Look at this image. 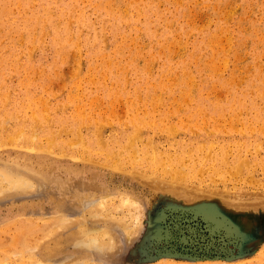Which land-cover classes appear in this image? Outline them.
<instances>
[{
	"label": "rangeland",
	"instance_id": "rangeland-1",
	"mask_svg": "<svg viewBox=\"0 0 264 264\" xmlns=\"http://www.w3.org/2000/svg\"><path fill=\"white\" fill-rule=\"evenodd\" d=\"M104 1L31 0V4L29 0L32 6L26 12L21 9V0L17 4L14 0H0V8H2L0 9V59L5 57L10 63L9 56L16 54L11 63L15 65V70L11 69V65L6 64L7 62L5 64L4 62L0 63L2 65L0 69L4 70L1 76L5 77L7 94L9 93L6 95V97L8 96L6 105L0 107V127L5 125L4 130L0 131L2 135L0 142H3V145L8 143L7 147H2L0 143V165L23 169L32 177V183L34 182L35 186H38L37 188L35 186L30 187L31 190L27 188L28 192L20 193L21 196L19 193H16V196L15 193H6L8 191L5 190V186H2L4 189L1 188L0 190V200H2L0 201V263L5 260V263L7 261L6 264H35L37 261L44 264L47 259V262L52 261L53 264H55L54 262L56 264H64L65 262L66 264H200L202 262L209 264H264V159H259L261 161L255 164L256 168H254L252 175L254 176L253 180H258L256 182H249V177L243 174L239 177L237 175L234 177L227 176L225 183H214L213 187L206 177L201 178L197 174L195 178L191 177L180 182L179 185L184 186L185 191H172L162 187V185L165 186L166 178L159 175L158 172L152 173V170L149 171V169L142 167L139 158L137 161V158L130 157L134 156V153L131 155L132 149L139 148L145 138L149 137L152 143H157L162 147H167L170 142L174 144L173 141L177 140H203L205 138L223 140L233 138L250 143L260 141L261 147H264V0H112L114 1L113 7H117L115 8L117 9L116 14L126 8L130 14L125 23L120 25L121 30L118 32H115L113 21L108 20L106 10L102 8ZM45 4L48 5L50 12L48 16L52 17V20H44V15L41 16L43 14L41 7ZM8 5L11 6L8 7ZM213 6L214 8H212ZM9 11L11 12L10 15L6 16L5 14ZM70 11L73 12L74 18L69 16ZM136 11L140 14H137ZM63 12H67L68 16L66 14L59 17V14ZM80 13L83 22L80 19L75 20ZM25 18H27V22L29 21V25L32 23L31 25H34L32 27H37V30L34 31V37L39 38L40 44H35L34 47L31 46V43L23 42L22 45L21 42L18 44L14 42H19L17 38L20 33L24 36L27 34L28 37L25 29L20 30ZM58 20H60L59 25L56 24ZM68 20H72L68 23L71 34L74 35L71 41H74L76 37L78 50L75 47H70L68 42L61 47L59 46L65 37L63 34H65L67 27L64 24ZM39 22L40 25H38ZM146 23L149 24L151 36H147L144 32L143 26ZM169 23H172L171 26ZM54 24L58 27L56 26V28ZM2 29H10V31H5V33ZM18 30L20 31L18 32ZM11 31L14 32L11 33ZM188 31L193 33L189 34ZM177 33L180 34L177 35ZM4 34H7L6 39ZM14 34H18L17 37ZM58 38L60 43L54 45ZM209 38L211 40H208ZM173 41L175 45L172 43ZM212 41L215 42L212 43L213 45L210 44ZM170 42L172 46L168 45ZM178 43L181 45L180 47ZM15 44H17L16 47ZM168 46L170 47L167 48ZM183 46H185V50ZM29 47L31 51L25 52ZM225 48L228 49L225 50ZM12 51L14 53L11 54ZM8 54L10 55L7 56ZM29 57L31 58L29 59ZM107 63L108 66H106ZM167 66L169 67L167 68ZM146 69L148 70L146 71ZM218 69L221 70L218 71ZM78 70L79 72H76ZM189 71L190 74H188ZM181 73L185 74L182 75ZM172 76H174L173 79ZM165 77L170 78L171 81L168 79L170 81L168 82ZM187 78L189 79L187 80ZM190 78L196 82L191 81ZM158 79L160 80L157 81ZM89 80L90 82H88ZM161 80L165 83H162ZM172 80L176 81L177 84L176 82L173 84ZM185 80L186 83L187 81L189 84L191 82V85L186 84ZM153 83L154 88L152 87ZM157 83L160 85L158 86ZM168 83L172 85H168ZM78 85L82 88L79 89ZM170 86L171 88H169ZM189 87L191 88L188 92ZM181 88L190 94L182 91L187 96V100L181 94ZM72 96L77 98H72ZM2 98L4 100V97L1 96L0 106H3ZM38 98L40 100H37ZM130 99H133L132 103ZM88 102H91V106ZM77 109L79 112L80 109L83 110L80 112L84 116L83 118H80ZM238 111L240 112L238 113L239 116ZM31 113L36 119L35 122H33L34 117L30 116ZM41 115H44L48 122H44L45 119ZM202 115H204L203 123L206 121L205 127L201 122ZM135 116L136 119H133ZM19 117L20 119H17ZM85 117H88L87 120ZM95 118L97 123L94 121ZM2 119L7 120L5 122ZM212 119H217L221 123ZM244 119L253 120L251 126L254 127V130H251V135L248 128L245 129L242 125ZM101 121L103 123L101 126L104 127L99 126ZM141 121L144 124H142L143 122L140 123ZM36 122L38 125L35 124ZM89 122L90 124H85ZM228 122L230 126L238 127L236 133L234 127L228 128ZM48 123L52 124L49 126ZM124 123L127 124V128L123 125ZM235 123L236 125H234ZM78 124H81L82 127L80 125L79 128ZM96 124L100 127L99 130L95 128H98ZM201 124L203 127H200ZM219 124H221L220 128ZM240 124L241 126H239ZM256 124L261 128L258 131ZM214 125L217 126L215 129ZM136 127H138L137 129L141 127L142 130H140V134L135 132L137 138L133 137ZM175 127L177 131L176 129L173 131ZM76 128L79 130L81 141L77 138L78 133H75ZM204 128L208 132L209 130L212 132L206 134ZM222 128H224L223 131ZM19 129L27 135H34L35 133L34 140L24 142L22 140L23 134L18 135ZM241 130L243 135L240 134ZM95 131H99V133L101 131V137L108 141L120 140L123 150L113 148L117 155L107 158V154L105 156L101 148H98L93 142L97 133ZM8 132L13 138L5 137ZM196 132L197 134H195ZM20 135L21 138H19ZM127 136L131 138L133 144ZM39 137H44L45 140ZM76 140L82 142L83 147L80 142L75 143ZM46 141L49 143L51 141V144L48 145ZM31 142L37 144V147L31 146ZM128 142L131 144L130 148H128ZM39 143L40 145H38ZM69 143L73 144L72 148ZM125 146L127 147L126 150ZM47 150H50L49 153L45 152ZM81 156L83 157L80 161L78 159ZM114 159L116 160L113 161ZM90 160H95L96 163ZM103 164L105 166H102ZM114 164H117V167ZM132 171H135V174ZM136 171L141 176L137 175ZM208 186L217 190L216 192L225 190L229 193L228 196L231 195L230 193L238 192L241 199L234 201L233 194L230 197L227 196V199L216 193H206L204 190ZM3 193L5 194L1 196ZM165 193L166 195H164ZM121 194H126L133 199L139 210L137 208L135 210L131 206L129 208L123 206L124 209L121 207L118 210L122 212L115 215H126L130 212L132 215H137L139 222L134 223L135 220L133 221L137 227L128 222V231L131 226L133 230H130L131 233L129 232L127 235L128 232L125 233L119 229L121 227L116 225L117 223L114 222L116 226L113 223L110 225L107 217L97 216L91 218L95 219V223H88L93 227L97 226L94 227L95 233H90L94 234L95 239L103 248V245L104 247L107 246L108 237L103 236L102 233L107 226L108 228L113 226L114 240L111 247L107 250L104 249L106 252L102 250L104 253L100 251V255L99 252L94 255L96 254L95 251L90 253L83 250V246L80 244L74 247L68 234L82 227H79L78 224L81 222H77V217L80 216L87 221L89 213L93 212L87 210L90 206L88 200H93L91 197L96 198L97 202L98 199L99 201L101 199L100 202H103L102 204L106 208H111L112 205H118V196L124 198ZM211 195L215 196L211 197ZM86 200L87 202H84ZM207 200L208 202H206ZM111 201L113 202L111 203ZM82 204L85 205L84 208ZM248 204L249 206H247ZM86 211L88 213H85ZM57 214L60 217L64 216V220L68 221L61 224V226L64 225L63 228H57L59 233L56 230V227L59 226L56 223L58 221L54 219ZM101 214H105L104 210L97 213V215ZM103 218L108 221L103 220ZM73 226H75L74 229ZM47 234H49L48 239L46 238ZM42 239L43 241H41ZM40 242L43 243L37 246ZM34 247L36 248L34 249Z\"/></svg>",
	"mask_w": 264,
	"mask_h": 264
},
{
	"label": "bare ground",
	"instance_id": "bare-ground-1",
	"mask_svg": "<svg viewBox=\"0 0 264 264\" xmlns=\"http://www.w3.org/2000/svg\"><path fill=\"white\" fill-rule=\"evenodd\" d=\"M15 1V3L17 4V3H19V1L20 0H14ZM22 1V6H21V9H23V10H27L30 6H32V5H30V3H29V0H21ZM128 1H131V0H128ZM134 1H137V0H134ZM133 1V2H134ZM140 1V0H139ZM178 1V0H177ZM4 2V1H3ZM9 2V1H8ZM30 2H31V0H30ZM113 2L114 1H112V0H105L104 2H103V10H106L105 12H106V14H107V17H108V20L110 19V20H112L113 21V25H114V30H115V32H118V31H120L121 29H120V25H122L123 23H125V21L130 17V14H129V12H128V10H127V8L126 9H122L123 11H121L120 13H118V14H116L117 12H116V10L117 9H115V8H117L116 6L115 7H113ZM200 2V1H199ZM34 3V2H33ZM85 3H86V1H85ZM89 3V2H88ZM132 3V2H131ZM198 3V2H197ZM264 3V2H263ZM8 4H10V2L8 3ZM31 4H32V2H31ZM129 4V3H128ZM161 4V3H160ZM178 4V3H177ZM251 4V3H250ZM1 5V4H0ZM7 5V4H6ZM12 5V4H11ZM10 5V6H11ZM208 5V4H207ZM212 5V4H211ZM228 5V4H227ZM3 6H5V5H3ZM9 5H8V7H10ZM17 6H19V5H17ZM41 6V5H40ZM74 6V5H73ZM90 6H92V5H90ZM127 6V5H126ZM161 6V5H160ZM202 6V5H201ZM204 6V5H203ZM226 6V5H225ZM234 6V5H233ZM232 6V7H233ZM236 6H238L239 7V5H236ZM2 7V6H1ZM135 7V6H134ZM144 7H146V6H144ZM253 7V6H252ZM6 8V7H5ZM14 8V7H13ZM19 8V7H18ZM99 8V7H98ZM119 8V7H118ZM136 8V7H135ZM191 8V7H190ZM212 8H214V6L212 7ZM218 8H219V5H218ZM0 9H2V8H0ZM10 9V8H9ZM8 10V9H7ZM6 10V11H7ZM13 11H14V9H12ZM19 10V9H18ZM73 10H75V9H73ZM11 11V10H10ZM8 12V13H6L5 15L6 16H9L10 15V13L11 12H13V11H11V12ZM41 11H42V13L43 14H41V16L42 15H44V17H45V19L44 20H52L53 18L52 17H49L48 16V13L50 14V12H49V9H48V5H46L45 4V6H42L41 7ZM120 11V10H119ZM189 11V10H188ZM230 11V10H229ZM27 12V11H26ZM79 12V11H78ZM82 12V11H81ZM132 12V11H131ZM251 12V11H250ZM249 12V13H250ZM0 13H1V11H0ZM16 13H17V11H16ZM72 13L73 12H69V16L70 17H73L74 15H72ZM136 13H137V11H136ZM135 13V14H136ZM182 13H184V12H182ZM190 13V12H189ZM231 13V12H230ZM259 13V12H258ZM14 14V13H13ZM13 14H11V15H13ZM25 14V13H24ZM67 14V12H63V13H60L59 14V17L60 16H62V15H66ZM137 14H140V13H137ZM200 14V13H199ZM208 14V13H207ZM3 15H4V13H3ZM76 15V14H75ZM134 15V14H133ZM143 15V14H142ZM154 15V14H153ZM205 15V14H204ZM225 15V14H224ZM5 16V17H6ZM58 16V15H57ZM67 16H68V14H67ZM80 16H81V13L79 14V15H77V17L75 18V20L77 19V20H79L80 19V21L81 22H83L84 20H81V18H80ZM98 16V15H97ZM136 16H138V15H136ZM228 16V15H227ZM4 17V16H3ZM3 17H2V19H3ZM12 17V16H11ZM83 17V16H82ZM8 18V17H7ZM20 18H21V15H20ZM19 18V19H20ZM74 18V17H73ZM208 18V17H207ZM226 18V17H225ZM12 19V18H11ZM27 18H25V20H23L22 22H23V25H22V27L20 28V30H22V29H25L26 31H27V33H28V37L26 36H24V35H22V33H20L19 35H18V38H17V41H19V42H16V41H14L15 43H20L21 42V44L23 43V42H25V43H31V46L32 47H34V45L35 44H40L39 43V38H36V37H34V35H35V30H37V27H32V26H34V25H29L28 24V22H27V20H26ZM32 19V18H31ZM43 19V18H42ZM191 19V18H190ZM190 19H189V21H190ZM197 19V18H196ZM238 19H241V18H239L238 17ZM14 20H16V19H14ZM44 20H43V22H44ZM134 20V19H133ZM188 20V19H187ZM242 20V19H241ZM261 20V19H260ZM172 21V20H171ZM7 22V21H6ZM10 22V21H9ZM31 22V21H30ZM37 22V21H36ZM41 22V21H40ZM38 23V25H40L41 23ZM69 22H72V20H68L67 21V23L66 24H64V26H66L67 27V30H65V34H63V35H65V37L61 40L62 42L60 43V40H59V38L54 42V45H57V44H59V46L61 47V46H63V44L64 43H66V42H68V45L70 46V47H75L76 49L78 48V42H76V40H75V38H74V41H71L72 39H73V37H74V35H72L71 34V31H70V27L68 26V25H70V24H68ZM129 22V21H128ZM194 22V21H193ZM13 23V22H12ZM59 23H60V20H58V22L56 23V24H58L59 25ZM165 23V22H164ZM203 23V22H202ZM227 23V22H226ZM170 24V26H171V24L172 23H169ZM194 24V23H193ZM210 24V23H209ZM245 24V23H244ZM9 25V24H8ZM7 25V26H8ZM20 25V24H19ZM36 25H37V23H36ZM55 25V24H54ZM58 25H55V27L57 26L58 27ZM203 25V24H202ZM135 25H133V27H134ZM237 26V25H236ZM4 27V26H3ZM2 27V28H3ZM56 27V28H57ZM193 27V26H192ZM200 27V26H199ZM202 27V26H201ZM200 27V28H201ZM1 28V27H0ZM8 28V27H7ZM6 28V29H7ZM11 28V27H10ZM13 28V27H12ZM17 28V27H16ZM135 28V27H134ZM137 28H139L138 26H137ZM200 28H198V29H200ZM228 28V27H227ZM226 28V29H227ZM4 29V28H3ZM2 29V30H3ZM143 29H144V32H145V34L147 35V36H151V32H150V27H149V24L148 23H146V24H144V26H143ZM177 29V28H176ZM197 29V30H198ZM9 31H10V29H8ZM8 30H3L4 32L5 31H8ZM20 30H18V32L20 31ZM203 30V29H202ZM14 32V31H13ZM12 31H11V33H13ZM17 32V31H16ZM17 32V33H18ZM48 32V31H47ZM58 32V31H57ZM187 32V31H186ZM186 32H185V34H186ZM189 32V31H188ZM226 32V31H225ZM6 33V32H5ZM10 33V34H11ZM81 33V32H80ZM190 33H193V32H189V34ZM219 33H221L220 31H219ZM129 34V33H128ZM178 34H180V33H177V35ZM188 34V35H189ZM227 34V33H226ZM261 34V33H260ZM3 35V34H2ZM6 35L7 34H4V36H5V39H6ZM14 35H16V34H14ZM17 35H16V37H17ZM176 35V34H175ZM212 35H214L213 33H212ZM219 35V34H218ZM217 35V36H218ZM262 35V34H261ZM41 36V35H40ZM228 36V35H227ZM13 37V36H12ZM134 37H136V36H134ZM257 37V36H256ZM4 38V37H3ZM13 38H15V37H13ZM42 39H43V37H41ZM105 38V37H104ZM122 39H124L123 37H121ZM167 38V37H166ZM225 38V37H224ZM227 38V37H226ZM134 39V38H133ZM174 39V38H173ZM172 39V40H173ZM178 39V38H177ZM188 39V38H187ZM222 39V38H221ZM263 39V38H262ZM13 40V39H12ZM11 40V41H12ZM129 40V39H128ZM131 40V39H130ZM129 40V41H130ZM208 40H211L210 38L208 39ZM213 40V39H212ZM264 40V39H263ZM41 41V40H40ZM164 41H166V40H164ZM177 41V40H176ZM180 41V40H179ZM207 41V40H206ZM215 41H217V40H215ZM221 41V40H220ZM223 41H225V40H223ZM13 42V41H12ZM160 42V41H159ZM186 42V41H185ZM226 42V41H225ZM228 42V41H227ZM42 43V42H41ZM118 43V42H117ZM129 43V42H128ZM138 43H139V41H138ZM173 44H174V41L172 42ZM172 43L170 42V44H168V45H170V46H172ZM180 43V42H179ZM179 43H178V45H179ZM212 43H215V42H211L210 44H212ZM218 43V42H217ZM224 43V42H223ZM228 43H230V42H228ZM11 44H13V43H11ZM17 44H15L14 46L16 47V45ZM127 44V43H126ZM131 44V43H130ZM183 44V43H182ZM231 44V43H230ZM6 45V44H5ZM23 45V44H22ZM25 45V44H24ZM105 45V44H104ZM137 45V44H136ZM153 45V44H152ZM175 45V44H174ZM177 45V44H176ZM184 45H186V44H184ZM213 45V44H212ZM211 45V46H212ZM3 46V45H2ZM170 46H168L167 48H169ZM181 45H179V47H180ZM215 46H216V44H215ZM225 46V45H224ZM227 46V45H226ZM258 46V45H257ZM19 47V46H18ZM164 48H165V46H163ZM184 47V50H185V46H183ZM202 47V46H201ZM209 47V46H208ZM217 47V46H216ZM215 47V48H216ZM222 47V46H221ZM21 48V47H20ZM24 48V47H23ZM22 48V49H23ZM28 48V47H27ZM36 48V47H35ZM34 48V49H35ZM152 48V47H151ZM167 48H166V50H167ZM203 48V47H202ZM5 49V48H4ZM3 49V50H4ZM7 49V48H6ZM29 49H30V47H29ZM27 50V51H25V52H30L31 51V49L30 50ZM178 49V48H177ZM210 49H212L213 50V48H210ZM217 49V48H216ZM228 49V48H227ZM226 48H225V50H227ZM232 49V48H231ZM263 49V48H262ZM78 50V49H77ZM136 50H137V47H136ZM158 50V49H157ZM160 50H161V48H160ZM174 50V49H173ZM183 50V51H184ZM219 50V49H218ZM4 51H6V50H4ZM13 51H15V50H13ZM11 52V54L12 53H14V52ZM20 51V50H19ZM118 51V50H117ZM120 51V50H119ZM162 51V50H161ZM168 51H170L169 49H168ZM167 51V52H168ZM220 51V50H219ZM222 51V50H221ZM70 52H71V50H70ZM78 52H80V51H78ZM112 52V51H111ZM135 52V51H134ZM139 52V51H138ZM159 52V51H158ZM192 52V51H191ZM218 52V51H217ZM229 52V51H228ZM4 53V52H3ZM16 53V52H15ZM18 53V52H17ZM72 53H73V50H72ZM71 53V54H72ZM216 53V52H215ZM145 54V53H144ZM189 54V53H188ZM213 54V53H212ZM0 55H1V53H0ZM10 54H8L7 56H9ZM15 56H16V54H14ZM81 55V54H80ZM191 55V54H190ZM189 55V56H190ZM198 55V54H197ZM3 56V55H2ZM6 56V55H5ZM15 56H13V55H11V56H9V61H10V63L9 62H7V58H5V57H1V59H0V63H2V62H4V64L6 63V64H10L11 66L10 67H12L11 69H14V66L15 65H12L11 63L13 62V60L15 59ZM21 56V55H20ZM19 56V57H20ZM29 56H31V55H29ZM103 56H105V55H103ZM132 56V55H131ZM149 56V55H148ZM71 57V56H70ZM80 57V56H79ZM100 57V56H99ZM128 57V56H127ZM235 57V56H234ZM238 57V56H237ZM31 57H29V59H30ZM62 58V57H61ZM72 58H73V56H72ZM95 58V57H94ZM103 58V57H102ZM105 58V57H104ZM119 58V57H118ZM126 58V57H125ZM142 58V57H141ZM196 58V57H195ZM195 58H193L194 60H195ZM200 58V57H199ZM240 58V57H239ZM263 58V57H262ZM81 59V58H80ZM96 59V58H95ZM113 59V58H112ZM145 59V58H144ZM147 59V58H146ZM225 59V58H224ZM17 60V59H16ZM72 60V59H71ZM119 60V59H118ZM123 60H125V59H123ZM152 60V59H151ZM156 60V59H155ZM194 60H192L193 62H195ZM206 60V59H205ZM238 60V59H237ZM61 61V60H60ZM82 61V60H81ZM146 61V60H145ZM68 62V61H67ZM116 62V61H115ZM137 62V61H136ZM143 62V61H142ZM176 62V61H175ZM213 61H212V59H211V63H212ZM222 62H223V60H222ZM225 62V61H224ZM226 62H227V60H226ZM99 63H100V61H99ZM109 63V62H108ZM108 63H107V65L106 66H108ZM148 63V62H147ZM207 63V62H206ZM220 63V62H219ZM219 63H218V65H219ZM8 64V65H9ZM15 64V63H14ZM70 64V63H69ZM105 64H106V62H105ZM149 64V63H148ZM151 64V63H150ZM225 64H227V63H225ZM234 64V63H233ZM7 65V66H8ZM77 65V64H76ZM95 65V64H94ZM98 65V64H97ZM214 65V64H213ZM223 65V64H222ZM241 65V64H240ZM253 65V64H252ZM255 65V64H254ZM75 66V65H74ZM122 66V65H121ZM250 66V65H249ZM0 67H2V65L0 64ZM79 67V66H78ZM115 67V66H114ZM146 67H147V65H146ZM169 66H167V68H168ZM225 67V66H224ZM224 67H222V69L224 68ZM231 67V66H230ZM8 68V67H7ZM77 68V67H76ZM115 68H117V67H115ZM121 68V67H120ZM250 68V67H249ZM260 68V67H259ZM79 70H80V67L78 68ZM96 69V68H95ZM126 69V68H125ZM210 69V68H209ZM212 69V68H211ZM214 69V68H213ZM226 69V68H225ZM8 70V69H7ZM15 70V69H14ZM79 70L78 71H76V72H79ZM89 70V69H88ZM102 70V69H101ZM106 70V69H105ZM118 70H120V69H118ZM148 69H146V71H147ZM169 70H171L170 68H169ZM190 70V69H189ZM192 70V69H191ZM190 70V71H191ZM219 70H221V69H218V71ZM224 70V69H223ZM11 71H13V70H11ZM126 71V70H125ZM128 71V70H127ZM126 71V72H127ZM167 71V70H166ZM183 71V70H182ZM190 71H189V73L188 74H190ZM4 72V70L3 69H0V95L1 96H3L4 97V100H3V98L1 99L3 102H2V104H3V106H0V107H4V104L6 103V100H8L7 99V97H6V95H9V93L7 94V92H8V90H7V85H6V83H5V77H3V76H1V75H3L2 73ZM176 72V71H175ZM185 73H186V71H184ZM239 72H241V71H239ZM37 73V72H36ZM53 73H55V72H53ZM94 73H95V71H94ZM93 73V74H94ZM158 73V72H157ZM166 73V72H165ZM164 73V74H165ZM185 73H181L182 75L183 74H185ZM252 73V72H251ZM259 73V72H258ZM25 74V73H24ZM73 74V73H72ZM75 74H77V73H75ZM90 74V73H89ZM102 74V73H101ZM105 74H106V72H105ZM187 74V75H188ZM103 75V74H102ZM125 75H126V73H125ZM163 75V74H162ZM168 75H170V74H168ZM175 75V74H174ZM202 75V74H201ZM36 76V75H35ZM165 76V75H164ZM175 76H177V75H175ZM189 76V75H188ZM250 76V75H249ZM258 76H260V75H258ZM257 76V77H258ZM10 77H11V75H10ZM85 77V76H84ZM160 77H161V75H160ZM167 77V76H166ZM165 77V78H166ZM169 77V76H168ZM173 77L174 76H172L171 78L173 79ZM192 77V76H191ZM264 77V76H263ZM4 78V79H3ZM23 78V77H22ZM78 78V77H77ZM124 78H126V77H124ZM164 78V79H165ZM27 79V78H26ZM91 79H92V76H91ZM104 79V78H103ZM167 79V81H168V79L170 80V78H166ZM165 79V80H166ZM177 79V78H176ZM182 79V78H181ZM189 78H187V80H188ZM192 79H193V77H192ZM191 78H190V80L191 81H193ZM234 79H235V77H234ZM241 79H243L242 77H241ZM262 79V78H261ZM81 80V79H80ZM85 80H86V78H85ZM84 80V81H85ZM105 80V79H104ZM160 79H158L157 81H159ZM175 80V79H174ZM174 80H172V82H173V84L176 82V81H174ZM263 80H264V78H263ZM262 80V81H263ZM76 81V80H75ZM92 81V80H91ZM171 81V80H170ZM170 81H168V82H170ZM232 81H234L233 79H232ZM232 81H230V82H232ZM88 82H90V80L88 81ZM161 82H162V80H161ZM190 82V81H189ZM193 82H196V81H193ZM80 83V82H79ZM150 83V82H149ZM159 83V82H158ZM157 83V85L159 86L160 84H158ZM162 83H165V82H162ZM185 83H186V80H185ZM184 83V84H185ZM187 83H188V81H187ZM186 83V84H187ZM212 83V82H211ZM214 83V82H213ZM237 83V82H236ZM26 84V83H25ZM73 84H75V83H73ZM82 84V83H81ZM93 84V83H92ZM176 84H177V82H176ZM181 84V83H180ZM230 84V83H229ZM253 84V83H252ZM118 85V84H117ZM150 85V84H149ZM168 85H172L171 83H168ZM167 85V86H168ZM188 85L190 86L191 85V82H190V84L188 83ZM212 85V84H211ZM63 86V85H62ZM79 86V85H78ZM111 86V85H110ZM146 86V85H145ZM154 86V83H153V85H152V87ZM163 86L165 87V85L163 84ZM75 87V86H74ZM80 87V86H79ZM141 87V86H140ZM192 87V86H191ZM191 87H189V89H187V91L189 90L190 91V88ZM195 87V86H194ZM213 87V86H212ZM77 89H78V87H76ZM75 88V89H76ZM82 87H80L79 89H81ZM154 88V87H153ZM169 88H171V86L169 87ZM264 88V87H263ZM49 89V88H48ZM163 89V88H162ZM161 89V90H162ZM179 89V88H178ZM214 89V88H213ZM171 90V89H170ZM254 90H256V89H254ZM45 91V90H44ZM69 91V90H68ZM81 91V90H80ZM118 91V90H117ZM124 91V90H123ZM183 90H182V88H181V94H183V92H182ZM186 91V90H185ZM186 91V92H187ZM188 91V92H189ZM218 91V90H217ZM226 91V90H225ZM46 93H47V91H45ZM52 92V91H51ZM77 92V91H76ZM186 92H184V93H186ZM187 92V94L188 95H190L189 93ZM214 92V91H213ZM116 93H118V92H116ZM127 94H128V92H126ZM155 93V92H154ZM262 93H263V91H262ZM73 94V93H72ZM76 94V93H75ZM157 94H158V92H157ZM160 94V93H159ZM180 94V95H181ZM223 94V93H222ZM252 94V93H251ZM184 96H185V94H183ZM215 95V94H214ZM257 95V94H256ZM260 95H262V94H260ZM0 96V97H1ZM79 96V95H78ZM128 96V95H127ZM140 96V95H139ZM160 96V95H159ZM182 96V95H181ZM205 96V95H204ZM206 96H208V95H206ZM259 96V95H258ZM5 97H6V99H5ZM26 97V96H25ZM69 97H70V95H69ZM73 97H75V96H72V98ZM151 97H153V96H151ZM187 96H185V98H186ZM192 97V96H191ZM191 97H190V99H191ZM75 98H77V97H75ZM97 98V97H96ZM121 98V97H120ZM157 98V97H156ZM159 98V97H158ZM228 98V97H227ZM35 99V98H34ZM113 99V98H112ZM111 99V100H112ZM139 99V98H138ZM182 99V98H181ZM37 100H40L39 98L37 99ZM46 100V99H45ZM77 100V99H76ZM75 100V101H76ZM110 100V101H111ZM126 100H128V99H126ZM133 100V99H132ZM131 99H130V102L132 101ZM152 100V99H151ZM159 100V99H158ZM183 100H185V99H183ZM186 100H187V98H186ZM185 100V101H186ZM226 100V99H225ZM239 100V99H238ZM84 101V100H83ZM92 101H95V99H92ZM110 101H109V103H110ZM116 101H117V99H116ZM174 101H175V97H174ZM70 102V101H69ZM77 102V101H76ZM122 102V101H121ZM133 102V101H132ZM131 102V103H132ZM184 102V101H183ZM23 103V102H22ZM30 103V102H29ZM36 103H37V101H36ZM48 103V102H47ZM91 102H88V104H90ZM108 103V104H109ZM117 103V102H116ZM115 103V104H116ZM125 103H126V101H125ZM178 103V102H177ZM20 104H21V102H20ZM101 104H102V102H101ZM129 104V103H128ZM127 104V105H128ZM151 104V103H150ZM149 104V105H150ZM157 104V103H156ZM179 104V103H178ZM6 105V104H5ZM41 105V104H40ZM94 105V104H93ZM99 105V104H98ZM110 105V104H109ZM188 105H189V102H188ZM76 106H77V104H76ZM75 106V107H76ZM90 106H91V104H90ZM96 106V105H95ZM129 106V105H128ZM26 107V106H25ZM28 107V106H27ZM80 107V106H79ZM29 108V107H28ZM43 108V107H42ZM64 108H66V107H64ZM84 108V107H83ZM97 108V107H96ZM137 108V107H136ZM261 108V107H260ZM46 109H48V108H46ZM45 109V111L47 112V110ZM114 109V108H113ZM138 109V108H137ZM35 110V109H34ZM56 110V109H55ZM79 109H77V111H78ZM81 111L80 112H82L83 110L82 109H80ZM111 110V109H110ZM245 110V109H244ZM42 111H43V109H42ZM139 111V110H138ZM170 111V110H169ZM75 112V111H74ZM79 112V111H78ZM77 112V113H78ZM79 112V115H80V118H83L84 116H82V114ZM91 112V111H90ZM93 112V111H92ZM97 112H98V110H97ZM105 112V111H104ZM145 112V111H144ZM230 112V111H229ZM2 113H4V112H2ZM33 113V112H32ZM32 113H31V117L33 116L32 115ZM84 113V112H83ZM100 113V112H99ZM103 113V112H102ZM168 113V112H167ZM238 113H240L239 111L237 112V114ZM34 114V113H33ZM42 114H44V113H42ZM90 114V113H89ZM94 114V113H93ZM114 114V113H113ZM132 114V113H131ZM141 114V113H140ZM144 114H146V113H144ZM153 114H154V112H153ZM2 115H4V114H2ZM11 115H12V112H11ZM26 115V114H25ZM71 115V114H70ZM78 115V114H77ZM91 115V114H90ZM90 115H89V117H90ZM109 115V114H108ZM233 115L234 116H236V114H234L233 113ZM232 115V116H233ZM240 114H238V116H239ZM246 115V114H245ZM41 116H43L44 117V119H45V121L44 122H48V120L46 121V119L47 118H45V116L47 117V115L45 114V116L44 115H41ZM49 116V115H48ZM82 116V117H81ZM107 116V115H106ZM171 116V115H170ZM203 117H201V119L202 118H204V115H202ZM206 116V115H205ZM232 116H230L231 118H232ZM16 117H17V115H16ZM34 117V116H33ZM32 117V118H33ZM77 117V116H76ZM153 117V116H152ZM224 117H225V115H224ZM228 118V119H231V118ZM237 117V116H236ZM8 118V117H7ZM11 118V117H10ZM87 118L88 117H85V120H87ZM169 118V117H168ZM210 118H211V116H210ZM213 118V117H212ZM17 119H20V117L19 118H17ZM26 119V118H25ZM24 119V120H25ZM34 119H35V117H34ZM33 119V120H34ZM43 119V118H42ZM43 119V120H44ZM49 119V118H48ZM74 119H76V118H74ZM129 119H130V117H129ZM133 119H136V116H135V118H133ZM144 119V118H143ZM200 119V120H201ZM224 119V118H223ZM222 119V120H223ZM2 120H4V119H2ZM7 120V119H6ZM6 120H4L5 122H6ZM52 120V119H51ZM94 120V119H93ZM141 120V119H140ZM188 120V119H187ZM189 120H191V119H189ZM195 120V119H194ZM193 120V121H194ZM205 120V119H204ZM211 120V119H210ZM212 120H217V119H212ZM3 121V122H4ZM18 121V120H17ZM16 121V122H17ZM23 121V120H22ZM36 121V119L33 121V122H35ZM95 122H96V118H95V120H94ZM108 121V120H107ZM119 121V120H118ZM153 121H154V119H153ZM161 121V120H160ZM177 121V120H176ZM227 121H230V120H227ZM235 121H237V120H235ZM2 122V123H3ZM88 122V121H87ZM120 122H122V121H120ZM135 122H136V120H135ZM143 121H141L140 123H142ZM144 122H145V120H144ZM144 122L142 123V124H144ZM149 122V121H148ZM147 122V123H148ZM182 122V121H181ZM201 122L203 123V119L201 120ZM201 122H199V123H201ZM217 123H219L218 122V120L216 121ZM81 123H82V121H81ZM97 123V122H96ZM107 123V122H106ZM153 123V122H152ZM188 122L186 121V124H187ZM196 123V122H195ZM204 123H206V121H204ZM203 123V124H204ZM221 123V122H220ZM223 123H224V120H223ZM225 123H227L226 121H225ZM237 123V122H236ZM236 123L234 124V125H236ZM4 124V123H3ZM35 124H37V122L35 123ZM49 124V123H48ZM52 124V123H51ZM51 124H49V126L51 125ZM83 124V123H82ZM85 124H90V122L89 123H85ZM103 123H102V121L99 123V126L100 127H104V126H101ZM110 124V123H109ZM132 124V123H131ZM142 124H140L141 126H142ZM151 124V123H150ZM149 124V125H150ZM163 124V123H162ZM192 124V123H191ZM190 124V125H191ZM203 124H201V126L200 127H203ZM228 124H229V122H228ZM251 124H253V120H251V121H248L247 119H244L243 120V123H242V125H243V127L246 129V128H248V130L250 131V135L252 134L251 133V130H254V127L253 126H251ZM38 125V124H37ZM36 125V126H37ZM81 125V124H80ZM79 124H78V127L80 126ZM97 125V124H96ZM108 125V124H107ZM112 125V124H111ZM125 127H126V125L127 124H123ZM179 125V124H178ZM193 125V124H192ZM216 125V124H215ZM214 125V129H215V127H217V126H215ZM220 125L221 124H219L218 126H219V128H220ZM256 125H258V124H256ZM5 125H1V127H0V131L1 130H4V127ZM48 126V125H47ZM67 126V125H66ZM88 126V125H87ZM98 126V125H97ZM98 126V128L97 127H95L96 129H100V127ZM134 126H136L135 124H134ZM137 126H139V125H137ZM144 126V125H143ZM148 126V125H147ZM171 126V125H170ZM193 126H195V128H197L196 127V125H193ZM198 126V125H197ZM213 126V125H212ZM223 126H224V124H223ZM227 126V125H226ZM239 126H241V124L239 125ZM259 126V125H258ZM256 127V128H258L257 129V131L259 130V128H260V126L259 127ZM32 127H34L33 125H32ZM77 127V128H78ZM81 127H82V125H81ZM124 127V128H125ZM184 127V126H183ZM199 127V128H200ZM204 127H205V124H204ZM222 127V126H221ZM230 127H232V126H230V124H229V127L228 128H230ZM234 128H235V130H234V132L236 133V130H238L237 128L238 127H235V126H233ZM232 127V128H233ZM263 127H264V125H263ZM262 127V128H263ZM3 128V129H2ZM76 128V129H77ZM80 128V127H79ZM78 128V129H79ZM85 128H87V127H85ZM127 128V127H126ZM138 127H136L135 128V131H134V134H135V132H137V133H141V127H140V129H137ZM213 128V127H212ZM240 128V127H239ZM21 129V128H20ZM18 130L17 132H18V135L19 134H23V136H22V140L24 141V142H30V141H32V140H34V138H35V136L34 135H36L35 133H34V135H27V134H25L24 132H23V130ZM32 129H34V128H32ZM77 129V131L75 132L76 134L78 133V137L77 138H79V140L81 141V139H80V134H79V130ZM137 129V130H136ZM147 129V128H146ZM176 129V127L173 129V131ZM223 129L224 128H222V131H223ZM261 129V128H260ZM31 130V129H30ZM41 130V129H40ZM141 130V131H140ZM172 130V129H171ZM171 130H169L170 132H171ZM204 130H206L205 132H206V134L208 133L209 134V132L211 133L212 131L211 130H209V132H208V130L207 129H205L204 128ZM59 131V130H58ZM57 131V132H58ZM61 131V130H60ZM64 131V130H63ZM70 131V130H69ZM138 131H140V132H138ZM176 131H177V129H176ZM52 132V131H51ZM65 132V131H64ZM95 132H97V131H95ZM193 132V131H192ZM242 132V133H241ZM31 133H33L32 131H31ZM58 133H60V132H58ZM58 133H57V135H58ZM67 133V132H66ZM100 133H101V131H100ZM99 133V131L96 133V135H95V139L93 140V142L96 144V146L98 147V148H101V150H102V152H103V154L106 156V154H107V158H112V157H114L115 155H117V153H114V150H113V148H116L117 150H123V149H121L122 147H123V145L120 143V140H116V139H114V140H110V141H108V140H106V139H103L102 137H101V134ZM239 133V132H238ZM263 133V132H262ZM139 134H137V135H139ZM171 134V133H170ZM172 134H173V132H172ZM176 134H177V132H176ZM195 134H197V132L195 133ZM240 134L241 135H243V131L241 130L240 131ZM17 135V134H16ZM21 135H20V137L19 138H21ZM64 135V134H63ZM66 135V134H65ZM10 136V133L8 132V134H6L5 135V137H9ZM77 136V135H76ZM140 136V135H139ZM138 136V137H139ZM2 137V135H1V133H0V138ZM17 137V136H16ZM15 137V138H16ZM45 137V136H44ZM44 137H39V138H44ZM52 137V136H51ZM57 137V136H56ZM128 138H130L129 136H127ZM133 137H135V138H137V136H136V134L135 135H133ZM141 137V136H140ZM140 137H139V139H140ZM172 137V136H171ZM10 139L11 138H13V136L11 137H9ZM18 138V137H17ZM72 138V137H71ZM134 138V139H135ZM50 140H53L52 138H49ZM61 139V138H60ZM69 139V138H68ZM2 140V139H1ZM0 140V141H1ZM7 140H9V139H7ZM44 140H45V138H44ZM44 140H41L42 142L44 141ZM47 140V139H46ZM63 140V139H62ZM79 140H76V142L75 143H78V142H80ZM83 140V139H82ZM135 140H137V142H140V140H138V139H135ZM151 139H150V137L149 138H145V141L143 142V143H141L140 144V147L139 148H134V149H132L133 150V152H131V155H132V153H134V156L132 155V156H130L131 158H137L136 160L138 161V158L141 160L140 161V163H141V166L142 167H144V168H146V169H149V171H151L152 173H156V172H158V174L159 175H161L162 177H164V178H166L167 180H166V182H167V184H166V182H165V186H163L162 185V187H166V188H168V190H172V191H185L184 190V186H182V185H179L180 184V182H184V180H186V179H188V178H191V177H196L197 176V174L199 175V176H201V178H203V177H206L207 178V180L210 182V183H212V185L211 186H213L214 187V183H218V182H221V183H225V178L228 176H231V177H234V176H241V175H243V174H246V176L247 177H249L248 179V181L249 182H256V181H258L257 179L256 180H253V170H254V168H256V163L257 162H259V161H261L262 159H264V147H261V142L260 141H253V142H244V141H240V140H237V139H233V138H230V139H228V140H223V139H214V138H205V139H203V140H192V139H187V140H185V141H182V140H177V141H173V142H175L174 144H171V142L168 144V146L167 147H162V146H160L159 144H157V143H152L151 141H150ZM78 141V142H77ZM130 141L132 142V144H133V141L131 140V138H130ZM7 142V141H6ZM18 142V141H17ZM47 143H48V145L49 144H51V141H50V143L48 142V141H46ZM53 142V141H52ZM73 142V141H72ZM1 143V142H0ZM16 143V142H15ZM82 142H80V145H82L81 144ZM4 143L2 142L1 143V145H2V147L3 146H5V147H7L8 145V143L6 144V145H3ZM31 144V146H33V147H37V144H35L34 142H31L30 143ZM84 144V143H83ZM127 144H129V142L127 143ZM14 145V144H13ZM38 145H40V143L38 144ZM55 145V144H54ZM69 145H71L70 143H69ZM73 145V144H72ZM72 145L70 146L71 148H72ZM77 145H79V144H77ZM11 147H13L12 145H11ZM82 147H83V145H82ZM81 147V148H82ZM85 147H87V146H85ZM127 147H128V145H127ZM127 147L125 146V150L127 149ZM131 147V144H129V147L128 148H130ZM17 148H18V146H17ZM21 148V147H20ZM25 148H27V147H25ZM24 148V149H25ZM46 148H47V146H46ZM74 148V147H73ZM40 149H42V148H40ZM85 149V148H84ZM26 150H30V149H26ZM31 150H34V148L32 149L31 148ZM51 150V149H50ZM49 150V151H50ZM131 150V151H132ZM38 151H39V149H38ZM44 151V150H43ZM49 151L47 150V151H45V152H48L49 153ZM61 151H63V150H61ZM61 151H60V156H61ZM85 151V150H84ZM81 152V151H80ZM90 152V151H89ZM98 152V151H97ZM51 154H52V151L50 152ZM75 153H77V152H75ZM95 153V152H94ZM99 153V152H98ZM119 153H120V151H119ZM118 153V154H119ZM80 155H82V153H79ZM53 155H55V154H53ZM66 156H67V154H65ZM63 156V155H62ZM61 156V157H62ZM87 156V155H86ZM86 156H85V159H86ZM124 156V155H123ZM122 156V157H123ZM79 157V156H78ZM83 156H81L80 157V159H78V160H80L81 161V158H82ZM14 158V157H13ZM8 159V158H7ZM76 159V158H75ZM84 159V158H83ZM87 159H89V157L87 156ZM118 159V158H117ZM119 159H120V157H119ZM148 159H149V161H148ZM259 159H261V160H259ZM21 160V159H20ZM116 159H114L113 161H115ZM74 161H76V160H74ZM83 161V160H82ZM91 162H95V160L94 161H92V160H90ZM90 161H88V162H90ZM128 161V160H127ZM135 161V160H134ZM87 162V161H86ZM7 163V162H6ZM96 163V162H95ZM98 163V162H97ZM111 163H112V161H111ZM127 163V162H126ZM137 163V162H136ZM134 164V163H133ZM261 164V163H260ZM9 165V164H8ZM101 165V164H100ZM113 165V164H112ZM115 165V164H114ZM117 165V164H116ZM115 165V167H117ZM259 165V164H258ZM257 165V166H258ZM19 166V165H18ZM102 166H105L104 164L102 165ZM132 167V166H131ZM22 169V168H21ZM116 170V169H115ZM121 170V169H120ZM119 170V171H120ZM158 170V171H157ZM132 172H134L133 174H135V171H132ZM137 172V171H136ZM141 172V171H140ZM132 174V175H133ZM137 175H140L138 172H137ZM203 175V176H202ZM141 176V175H140ZM152 176V175H151ZM214 177H216V179H214ZM31 176L30 175H28V173L26 172V171H24L23 169L22 170H19V169H17V168H15V167H11V166H6V165H0V190H1V188H2V190L4 189L2 186H5L6 188H5V190L6 191H8V192H6V193H15V196H16V193H26V192H28V190H27V188H33V186H35V184H34V182L32 183V180H31ZM151 179V178H150ZM169 180V181H168ZM227 180V179H226ZM235 180V179H234ZM154 181V180H153ZM176 182H179V183H176ZM243 182V181H242ZM246 182V181H245ZM244 182V183H245ZM251 182V183H252ZM155 183H157L156 181H155ZM164 183V182H163ZM163 183H161V184H163ZM248 183V182H247ZM34 184V185H33ZM47 184V183H46ZM79 184V183H78ZM158 184V183H157ZM182 184V183H181ZM207 184V183H206ZM248 184H250V183H248ZM147 185V184H146ZM155 185V184H154ZM184 185V184H183ZM211 186H208V187H206L207 189H205L204 191H206V193H211V194H213V193H216L217 195H219V196H222V197H225V198H227L228 199V197H230L232 194H233V197L232 198H235L234 199V201H236V200H240L241 199V197H240V195H239V193L238 192H233V193H230L231 195L230 196H228L229 195V193L227 192V191H225V190H221V191H218V192H216L217 190H215V189H212L211 188ZM36 188L38 187V186H35ZM155 187H156V185H155ZM154 187V188H155ZM186 187H187V185H186ZM194 187V186H193ZM31 188H30V190H31ZM151 188H153L152 186H151ZM157 189H158V187H156ZM161 188V187H160ZM201 188H203V187H201ZM189 189V188H188ZM197 189V188H196ZM200 189V188H199ZM222 189V188H221ZM228 189V188H227ZM29 190V191H30ZM33 190V189H32ZM34 191V190H33ZM38 191V190H37ZM190 191V190H189ZM192 191V190H191ZM190 191V192H191ZM196 191V193H197V190H195ZM235 191V190H234ZM2 192V191H1ZM32 192V191H31ZM31 192H29V193H31ZM156 192V191H155ZM158 192H159V190H158ZM157 192V193H158ZM165 192V191H164ZM164 192H162V193H164ZM186 192H187V190H186ZM200 192V191H199ZM5 193H3V194H1V196L2 195H4ZM28 194V193H27ZM27 194H25V196L27 195ZM37 195H38V192L36 193ZM178 194H180V193H178ZM201 194V196H202V193H200ZM24 195V194H23ZM126 195V194H125ZM125 195H122L121 194V196H124V198H122V197H120V196H118L119 197V203H118V205H112L113 207H111V208H106L102 203L103 202H100L101 201V199H100V201H99V199H98V202H97V199L95 198L94 199V197H91V198H93V200L92 199H90L91 200V202H90V200H88L89 202V208L87 209L89 212L90 211H93V212H95V213H93V212H91V213H89V218L88 217H86V218H88V220L86 221V220H83V219H85V218H81L80 216H79V218L77 217V222H81L80 224H78L79 225V227L80 226H82V227H80V228H78V229H76V231H74L73 233H69L68 234V236H69V239L70 240H72V244H73V246L75 247L76 245H82L83 247V250H85V251H88V252H94L95 251V253L96 252H99L98 254L100 255V251H104V249H108L109 247H111V243L113 242V240H114V238H113V232H112V228H113V226L112 227H110L109 226V228H108V226L106 227V229L103 231V236H105V237H108V242H107V246L106 247H104V245L103 244H101V245H103V248H101V246H100V243H98L97 242V239H95V236H94V234L92 235L91 233L92 232H94V227L96 226H92V225H88V223H95L94 222V220L93 219H91V218H94V217H97V216H102V217H107V219L109 220H107V219H105V218H103V220H107L108 221V223L110 224H112L113 223V225H115V223H117L116 225H119L121 228H119L118 226V228L119 229H122L125 233H127V235L129 234V232H130V230H133V229H131V227H129L130 228V230L128 231V222H130V225H132V224H134L136 221L137 222H139V220H137V218L138 217H136L137 215H132V214H130V213H128V214H121V215H119V216H116L117 214H120V212H122V211H118L119 209H121V207L123 208V206H126L127 208H129L130 206L131 207H133V209L135 208V210H136V205H137V203L133 200V199H131L130 197H128V195H126V197H125ZM164 195H166V193L164 194ZM168 195H171V194H168ZM168 195H167V197H168ZM176 195V194H175ZM204 195V194H203ZM207 195V194H206ZM6 196V195H5ZM4 196V197H5ZM7 196H8V194H7ZM20 196H21V194H20ZM28 196V195H27ZM36 196V195H35ZM174 196V195H173ZM172 196V197H173ZM177 196V195H176ZM175 196V197H176ZM207 196H209V195H207ZM213 196H215V195H213ZM212 195H211V197H213ZM228 196V197H227ZM257 196V195H256ZM9 197H11V196H9ZM14 197V196H13ZM17 197H19V196H17ZM111 197V196H110ZM203 197V196H202ZM218 197V196H217ZM1 198V197H0ZM6 198V197H5ZM22 198V197H21ZM20 198V199H21ZM107 198V197H106ZM122 198V199H121ZM170 198V197H169ZM189 198V197H188ZM192 198H193V196H192ZM210 198V197H209ZM220 198V197H219ZM231 198V199H232ZM7 199H8V197H7ZM17 199V198H16ZM118 199V198H117ZM206 199V198H205ZM218 199V198H217ZM243 199V198H242ZM174 200V199H173ZM259 200V199H258ZM0 201H2V200H0ZM81 201V200H80ZM180 201H181V199H180ZM186 201V200H185ZM213 201V200H212ZM211 201V202H212ZM233 201V202H234ZM243 201V200H242ZM256 200L254 199V202H255ZM84 202H87V200L86 201H84ZM100 202V203H99ZM113 201H111V203H112ZM193 202V201H192ZM195 202V201H194ZM206 202H208V200L206 201ZM238 202H240V201H238ZM244 202V201H243ZM251 202H252V200H251ZM251 202H249V203H251ZM76 203V202H75ZM99 203V204H98ZM257 203V202H256ZM81 204V203H80ZM87 204V203H86ZM234 204V203H233ZM244 204V203H243ZM255 204V203H254ZM253 204V205H254ZM195 205V204H194ZM227 205V204H226ZM82 206H83V204H82ZM85 206V205H84ZM84 206H83V208H84ZM247 206H249V204L247 205ZM230 207V206H229ZM253 207V206H252ZM233 208V207H232ZM60 209V208H59ZM124 209V208H123ZM138 209V208H137ZM248 209V208H247ZM62 210H63V208H62ZM84 210V209H83ZM102 210H104V212H105V214L103 215V214H101V215H97V213L98 212H101ZM129 210V209H128ZM139 210V209H138ZM137 210V211H138ZM212 210V209H211ZM60 211H61V209H60ZM64 211H65V209H64ZM88 211H86L85 213H88ZM213 211V210H212ZM235 211V210H234ZM238 211H239V209H238ZM233 212V211H232ZM65 213V212H64ZM84 213V214H85ZM80 214H82V213H80ZM100 214V213H99ZM116 214V215H115ZM77 215H78V213H77ZM88 215V214H87ZM26 216V215H25ZM44 217V216H43ZM64 216H61L60 217V215L59 214H57L56 216H55V220L56 221H58V222H56V223H58L59 224V226H57L56 227V230L58 231V229L57 228H63V226H61V224H65V221H66V219L64 220V218H63ZM83 217V216H82ZM102 217H100V220H102L101 218ZM97 219V218H96ZM35 220V219H34ZM49 220V219H48ZM82 220V221H81ZM97 220H99V219H97ZM135 220V221H134ZM70 221H71V219H70ZM73 221V220H72ZM132 221V222H131ZM133 221H134V223H133ZM68 221H66V223H67ZM115 222V223H114ZM74 223V222H73ZM76 223V222H75ZM132 223V224H131ZM69 224V223H68ZM77 224V223H76ZM110 224V225H111ZM137 224V223H136ZM38 225V224H37ZM55 225V224H54ZM54 225H53V227H54ZM71 225V224H70ZM86 225V226H85ZM88 225V226H87ZM98 225V224H97ZM115 225V226H116ZM135 225V224H134ZM56 226V225H55ZM77 226V225H76ZM99 226V225H98ZM114 226V227H115ZM136 226V225H135ZM68 227V226H67ZM74 227L75 226H73V229H74ZM97 227V226H96ZM137 227V226H136ZM69 228V227H68ZM72 228V227H71ZM105 228V227H104ZM103 228V229H104ZM133 228V227H132ZM50 229V228H49ZM53 229V228H52ZM51 229V230H52ZM55 230V231H56ZM67 230V229H66ZM69 231H70V229H69ZM101 231V230H100ZM91 232V233H90ZM48 233H50V232H48ZM58 233H59V231H58ZM95 233V232H94ZM98 233V232H97ZM131 233V232H130ZM89 234V235H88ZM48 236L46 237L47 239H48V237H49V234H47ZM50 235H52L51 233H50ZM97 235V234H96ZM53 236V235H52ZM101 236V235H100ZM99 236V237H100ZM54 237V236H53ZM51 238V237H50ZM44 240H46L45 238H43ZM43 239L41 240V241H43ZM48 241V240H47ZM41 243H43V242H40V243H38V245L37 246H40L41 245ZM102 243V242H101ZM40 244V245H39ZM99 244V245H98ZM99 246V248H101V249H99V248H97ZM70 247H72V246H70ZM36 247H34V249H35ZM41 248V247H40ZM61 249H62V247H61ZM96 249V250H95ZM98 250V251H97ZM106 250L104 251V252H106ZM62 251V250H61ZM102 251V252H103ZM101 252V253H102ZM103 252V253H104ZM89 253V254H90ZM108 253V252H107ZM93 254V253H92ZM15 255H16V253H15ZM94 255H97V253L96 254H94ZM98 255V256H99ZM5 257V256H4ZM70 257V256H69ZM5 259V258H4ZM6 259H7V257H6ZM9 259V258H8ZM3 260V259H2ZM39 260V259H38ZM56 261V260H55ZM4 262V263H3ZM46 262H47V259H46ZM44 263V264H47V263H52V261H48L47 263ZM59 262V261H58ZM86 262V261H85ZM2 264H6L7 263V261H6V263H5V260H3L2 262H1ZM0 263V264H1ZM55 264H56V262H54ZM63 263V262H62ZM35 264H41L40 263V261H37V262H35ZM42 264H43V262H42ZM53 264V263H52ZM64 264H66V262L64 263ZM200 264H209L208 262L207 263H200ZM213 264H217V263H213ZM219 264V263H218Z\"/></svg>",
	"mask_w": 264,
	"mask_h": 264
}]
</instances>
